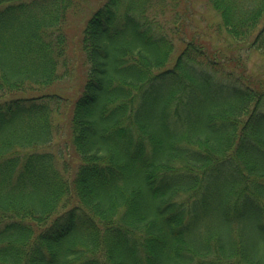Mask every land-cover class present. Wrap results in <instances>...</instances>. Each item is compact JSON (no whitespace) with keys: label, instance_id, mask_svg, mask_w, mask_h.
Wrapping results in <instances>:
<instances>
[{"label":"trees","instance_id":"trees-1","mask_svg":"<svg viewBox=\"0 0 264 264\" xmlns=\"http://www.w3.org/2000/svg\"><path fill=\"white\" fill-rule=\"evenodd\" d=\"M207 1L264 55V0ZM73 6L0 0V264H264V82L185 41L186 0H104L79 93L11 95L65 75ZM62 130L71 171L35 150Z\"/></svg>","mask_w":264,"mask_h":264},{"label":"rangeland","instance_id":"rangeland-1","mask_svg":"<svg viewBox=\"0 0 264 264\" xmlns=\"http://www.w3.org/2000/svg\"><path fill=\"white\" fill-rule=\"evenodd\" d=\"M103 1L104 0H74V6L68 12L65 24L68 36L69 61L67 69L59 68V73L65 75L48 88H40L35 91L25 90L24 92H13L11 95L26 96L57 93L70 99L79 93L85 72L83 69V59L79 52L81 32L86 20ZM186 5L189 8L190 17L189 26L186 28L185 41L194 36L210 49H221L229 45V48L226 50L223 48V51L234 61L232 64H229L230 68L236 67L239 65L238 63H240L241 67L246 70V74H248L251 79L264 82V55L260 51L250 49L244 46L243 43L235 42L233 39L229 38L224 28L221 26L218 14L212 9L207 0H186ZM168 22H171V19L168 13H166L161 17L160 24L166 29ZM182 47L183 45L181 43L177 44L176 53L172 57L173 61L177 52L181 50ZM173 61H171L168 66H170ZM62 115L56 117L58 122H63ZM35 150L54 152L57 157H59V167L65 164L69 167V171L73 170L76 166L77 158L72 152L67 135L63 130L55 138L53 143L41 146Z\"/></svg>","mask_w":264,"mask_h":264}]
</instances>
